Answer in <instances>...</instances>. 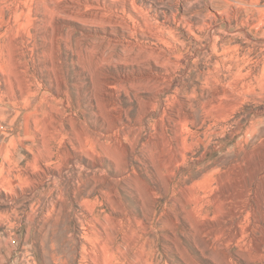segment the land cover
<instances>
[{"label":"rangeland","instance_id":"rangeland-1","mask_svg":"<svg viewBox=\"0 0 264 264\" xmlns=\"http://www.w3.org/2000/svg\"><path fill=\"white\" fill-rule=\"evenodd\" d=\"M0 264H264V0H0Z\"/></svg>","mask_w":264,"mask_h":264},{"label":"bare ground","instance_id":"bare-ground-1","mask_svg":"<svg viewBox=\"0 0 264 264\" xmlns=\"http://www.w3.org/2000/svg\"><path fill=\"white\" fill-rule=\"evenodd\" d=\"M228 3H229V2H228ZM222 4H224V2H223ZM222 4H220V5H222ZM225 4H226V3H225ZM227 5H228V4H227ZM229 5H230V4H229ZM224 9H225V7H224ZM257 10H259V9H257ZM225 11H226V10H225ZM166 30H167V29H166ZM169 31H171V30H169ZM169 34H170L169 36H170L171 39H173V40L175 39L174 37H177V35L174 36L173 34L171 35V33H169ZM170 37H168V38H170ZM177 38H178V37H177ZM164 39H165V38H164ZM164 39H163V40H164ZM171 39H170V40H171ZM163 40H162V41H163ZM176 41H177V40H176ZM163 42H165V45H166V43H167V42H166V39H165Z\"/></svg>","mask_w":264,"mask_h":264}]
</instances>
